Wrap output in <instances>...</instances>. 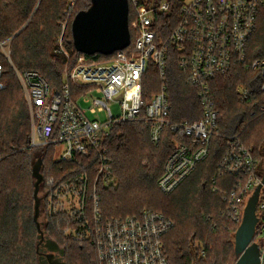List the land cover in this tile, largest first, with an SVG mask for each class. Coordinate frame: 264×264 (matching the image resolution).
I'll return each mask as SVG.
<instances>
[{
	"label": "trees",
	"instance_id": "trees-1",
	"mask_svg": "<svg viewBox=\"0 0 264 264\" xmlns=\"http://www.w3.org/2000/svg\"><path fill=\"white\" fill-rule=\"evenodd\" d=\"M183 0H166L168 13H160L162 0L141 2L153 10L159 37L166 40L178 22ZM70 2H73L70 10ZM91 0H0V41L11 40V61L20 72H37L51 90H60L62 75L70 70L79 56L74 49L71 24L75 16L86 11ZM67 13V15H65ZM129 3L128 25L134 19ZM64 25V29L61 27ZM130 31V46L135 31ZM18 33V34H17ZM69 56L56 53L57 39ZM246 60L264 59V5L256 21V30L246 45ZM110 56L96 55L99 60ZM2 82L0 91V264H38L36 257L37 229L33 221V179L31 168L41 157L44 178H64L71 165L55 163L51 147L29 146L31 121L26 100L13 69L0 55ZM151 64L142 83L144 103L164 85L170 104V118L175 122L202 119L197 90L190 86L188 75L180 65L172 46L163 81ZM249 92L240 100L237 87ZM259 72L235 66L216 76L210 83L214 108L217 112L216 134L210 138L207 158L199 163L169 195L161 193L157 181L163 165L180 142L177 134L165 130L160 143L154 145L149 128L141 120L122 123L105 139L106 158L115 188L99 187L100 216L103 220L139 215L154 211L171 219L174 228L164 237L168 264H233L234 236L239 226L230 211L228 196L238 177L218 176L219 164L230 139L250 149L260 159L264 144V92ZM44 231L65 252L66 264H98L92 239L82 243L66 237L72 223L62 216L44 217ZM201 243L205 256L199 258L194 243Z\"/></svg>",
	"mask_w": 264,
	"mask_h": 264
},
{
	"label": "built area",
	"instance_id": "built-area-1",
	"mask_svg": "<svg viewBox=\"0 0 264 264\" xmlns=\"http://www.w3.org/2000/svg\"><path fill=\"white\" fill-rule=\"evenodd\" d=\"M129 3L135 14L129 28L135 31L132 48L127 50L129 44L102 60L96 55L79 56L75 65L63 73L60 90H51L37 72L20 73L11 61L9 39L0 41V55L13 69L25 95L31 121L29 146L51 147L55 163L71 165L67 169L70 174L64 178H44L39 193L42 215L70 221L72 226L65 235L75 242L92 239L98 264H168L163 240L174 222L164 214L144 210L126 218H101L99 187L112 186L104 141L118 125L138 119L149 128L154 145L160 143L165 130L177 134L180 142L166 159L157 181L161 193L175 191L207 158L210 138L216 134L212 79L243 66L259 72L264 92V59L246 60V45L256 30L264 0H183L178 22L166 40L159 37L153 10L136 0ZM71 6L73 2L68 10ZM158 11L168 13V2L162 1ZM61 27L64 29V25ZM57 40L55 52L69 56L62 37ZM169 46L174 48L180 67L189 74L190 86L197 90L202 110L198 121L175 122L170 118L164 85L144 103V76L154 64L163 81ZM2 68L0 65V91L7 88L2 82ZM237 93L240 100L249 95L245 88ZM110 103L118 106L117 113ZM222 175L238 177L227 198L233 219L240 224L247 200L264 177V157L258 161L250 149L231 138L219 164L218 176ZM256 217L253 242L259 246V264H264V184L258 195ZM205 253L200 248L198 257L203 258Z\"/></svg>",
	"mask_w": 264,
	"mask_h": 264
},
{
	"label": "water",
	"instance_id": "water-1",
	"mask_svg": "<svg viewBox=\"0 0 264 264\" xmlns=\"http://www.w3.org/2000/svg\"><path fill=\"white\" fill-rule=\"evenodd\" d=\"M128 12V0H91V6L86 11L79 12L72 21L71 34L74 49L87 56H110L127 48L130 44ZM42 164L43 160L39 157L31 168L34 201L33 221L37 229L36 255L38 264H41L40 247H44L51 256L59 254L64 257L63 248L46 234L44 223L39 221L43 214L42 200L39 195L44 181L41 173ZM262 184H264V177L247 200L242 220L235 232L236 261L234 264H259V246L253 242V238L258 222L256 205Z\"/></svg>",
	"mask_w": 264,
	"mask_h": 264
},
{
	"label": "rangeland",
	"instance_id": "rangeland-1",
	"mask_svg": "<svg viewBox=\"0 0 264 264\" xmlns=\"http://www.w3.org/2000/svg\"><path fill=\"white\" fill-rule=\"evenodd\" d=\"M136 1H139V2H145V1H148V0H136ZM162 1H166V0H162ZM12 39V38H11ZM11 39H9L10 41H11ZM11 43V42H10ZM17 78V77H16ZM18 82H19V84H20V81L18 80ZM20 87H21V84H20ZM240 88H244L243 87V85H241V86H238L237 87V92H238V90H240ZM21 90H22V96H23V98L25 99V95H24V92H23V89H22V87H21ZM156 94V93H155ZM154 95V94H153ZM83 106L85 107V108H87V107H89V105L88 104H86V103H83ZM110 108L113 110V112L114 113H117V111H118V106L117 105H115V104H113V103H110ZM89 116L90 117H92V115L91 114H89ZM260 154H261V156H260V159L258 160V161H262V157H264V144H262V146H261V149H260ZM112 186H111V184L109 185V187L108 188H110V187H116L115 186V182L112 180ZM39 221H40V223H44L45 222V219H44V216L43 215H41L40 216V218H39ZM175 223V222H174ZM45 224V223H44ZM175 225V224H174ZM193 248H196V250H197V252H198V254H199V250H200V248H202L201 247V243H199V242H195L194 243V247ZM198 254H197V256H198ZM235 261H236V259H235ZM235 263V262H234ZM233 263V264H234Z\"/></svg>",
	"mask_w": 264,
	"mask_h": 264
},
{
	"label": "flooded vegetation",
	"instance_id": "flooded-vegetation-1",
	"mask_svg": "<svg viewBox=\"0 0 264 264\" xmlns=\"http://www.w3.org/2000/svg\"><path fill=\"white\" fill-rule=\"evenodd\" d=\"M48 255H49V252H47L44 247H40L39 259H40L41 264H61V263H66V261H65V252H64V257H61L59 254H53V256H51V255L48 256ZM36 257H38V256L36 255ZM37 263H38V258H37Z\"/></svg>",
	"mask_w": 264,
	"mask_h": 264
}]
</instances>
